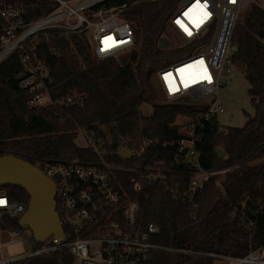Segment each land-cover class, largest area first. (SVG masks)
Wrapping results in <instances>:
<instances>
[{
    "label": "trees",
    "instance_id": "1",
    "mask_svg": "<svg viewBox=\"0 0 264 264\" xmlns=\"http://www.w3.org/2000/svg\"><path fill=\"white\" fill-rule=\"evenodd\" d=\"M20 1L33 9L36 17L54 8L51 0ZM124 4H128L125 16L136 34V47L125 63L97 60L85 35H69L63 30L51 31L50 42L40 51V60L51 70L53 99L76 92L87 96L83 106L63 111L30 109L29 98L19 86L23 72L19 55L13 54L0 64V157L14 155L33 165L44 160L100 161L95 149L78 143L77 132L82 129L101 151H117L123 146L143 151L141 159L135 158L129 164L174 163L180 173L176 183L187 187L190 168L175 162V148L165 143L181 138L179 117L195 118L206 111V106L187 99L164 103V96L154 91L152 77L157 70L192 55L201 43L179 41L169 50L162 47L167 38L172 43L178 40L169 28L177 0H115L108 5ZM232 43L238 47L232 57L233 66L245 68L256 114L244 128L223 127L216 117L198 129L202 169L216 172L198 199V218L192 219L190 207L167 193L161 183L143 193L129 188L132 197L141 200L144 223L160 228L158 243L193 252H156L154 264H217L210 255L244 257L264 245V163L252 164L264 155V9L253 6L249 15L238 21ZM150 95L163 101L154 104L152 118H145L140 109ZM218 149L226 152L224 160ZM116 161L122 163L118 158ZM1 189L11 201L28 209L30 196L25 191ZM244 203L245 215L255 220L250 231L239 218L240 213L235 212ZM20 219L6 218L5 224L20 229ZM12 264L73 262L66 255L60 261L30 258Z\"/></svg>",
    "mask_w": 264,
    "mask_h": 264
},
{
    "label": "built area",
    "instance_id": "2",
    "mask_svg": "<svg viewBox=\"0 0 264 264\" xmlns=\"http://www.w3.org/2000/svg\"><path fill=\"white\" fill-rule=\"evenodd\" d=\"M112 1L115 0H51L53 10L36 17L32 15L33 9H27L20 0H0V22L3 24L0 29V64L13 54L19 55L23 66L19 86L22 94L29 98L30 109L56 108L63 111L83 106L87 99L86 95L76 92L53 99L51 70L39 58L41 49L51 40V31L85 35L99 60L118 58L135 49V30L125 17L128 4L108 5ZM250 1L253 6L264 9V0ZM244 2L177 0L169 19V28L177 37L187 43H201L192 55L155 73L168 101L187 99L206 106L205 112L188 119L180 130L178 141L165 143V146L175 148L174 161L190 168L187 187L176 183L180 173L174 163L129 164L135 158L141 159L143 151L126 146L117 151H101L88 138L91 142L88 146L95 149L100 161L44 160L35 165L55 183L57 213L64 231L62 240L52 236L45 243L37 244L26 231L12 229L5 224L6 218L22 217L27 209L11 201L7 192L0 189V264L30 258L60 261L66 255L73 264H154L156 252L169 250L193 254L165 248L158 243L160 228L144 223L141 200L133 198L129 188L135 193H143L151 185L161 183L167 193L190 207L192 219L198 218V199L216 172L202 169L197 133L199 128L225 113L215 99L221 88L230 82L234 67L232 57L238 51L232 43V35ZM192 20L199 21V25L196 26ZM196 62L197 83L186 88L181 77L176 75V83L173 80L172 87L168 84L165 79L168 74H177L178 67ZM100 142L102 146L103 141ZM122 149H130L133 158L121 159L118 152ZM245 209L244 203L242 209H235V212L240 213L239 218L250 231L255 226V220L245 215ZM18 235L28 237L33 247L31 253L5 259L4 249L21 242ZM210 256L217 264H264V245L244 257Z\"/></svg>",
    "mask_w": 264,
    "mask_h": 264
},
{
    "label": "water",
    "instance_id": "3",
    "mask_svg": "<svg viewBox=\"0 0 264 264\" xmlns=\"http://www.w3.org/2000/svg\"><path fill=\"white\" fill-rule=\"evenodd\" d=\"M165 43L162 44V47ZM221 160L226 152L218 149ZM118 155L123 160L133 158L130 149H122ZM19 188L30 196L27 211L18 225L21 230L28 231L37 244L45 243L50 237L62 240L64 231L57 213L56 186L40 168L14 155L0 157V189Z\"/></svg>",
    "mask_w": 264,
    "mask_h": 264
},
{
    "label": "rangeland",
    "instance_id": "4",
    "mask_svg": "<svg viewBox=\"0 0 264 264\" xmlns=\"http://www.w3.org/2000/svg\"><path fill=\"white\" fill-rule=\"evenodd\" d=\"M252 8H253L252 1L245 0L243 10L241 11L238 21H241L245 16L249 15ZM176 38L178 40L176 42L174 41V43L171 42L172 41L171 39L170 40L168 38L165 39L164 42L165 49L169 50L172 45L175 46V44L176 43L178 44L179 41L181 43H185V40H183V38H179V37ZM129 56L130 54H126L118 58H112V59L120 64H123L128 60ZM185 58L186 56L176 60L175 63L182 61ZM152 85L156 93H160L161 95H163L162 88L159 85L155 75L152 77ZM248 90H249V82L247 80L245 68L233 67L231 71L229 84L221 88L218 97L215 99L216 103L221 105L225 110V113L218 117V122L220 123L221 126L232 127V128H244L248 123L249 119L255 116L256 110L251 102V98L249 96ZM210 99L212 98H208V100ZM162 101L163 100H161V98H158V96L155 97L150 95L148 103L144 104L140 109L141 115L145 118H152L154 116V104ZM169 102L170 101H168L167 99L164 100V103H169ZM187 123H188V119L184 117L178 118L177 124L181 128ZM107 132L108 131L106 129V134L108 135V139L112 141L109 133ZM77 134H78L77 141H79L78 143L80 145H84L88 147V145L91 144L84 130L80 129L77 132ZM263 163H264V155H261V157L256 159L252 164L255 166H260ZM27 232L28 231H26V234ZM18 239H21V242L8 245L4 249L3 253L6 256L5 259L18 258L21 255H28L31 253L33 247L29 242L28 237L24 235H18Z\"/></svg>",
    "mask_w": 264,
    "mask_h": 264
},
{
    "label": "bare ground",
    "instance_id": "5",
    "mask_svg": "<svg viewBox=\"0 0 264 264\" xmlns=\"http://www.w3.org/2000/svg\"><path fill=\"white\" fill-rule=\"evenodd\" d=\"M193 23L198 26L199 25V21H195L192 20ZM198 63H191V64H187V65H182L183 67H178V72L177 74H173L170 73L168 74L165 79H167L168 84L172 87V81L174 80V83H176V75H179V77H181V81L184 85V87H189L191 85H194L195 83H197V79H198V73L194 70V67L197 65ZM196 81V82H195Z\"/></svg>",
    "mask_w": 264,
    "mask_h": 264
},
{
    "label": "snow or ice",
    "instance_id": "6",
    "mask_svg": "<svg viewBox=\"0 0 264 264\" xmlns=\"http://www.w3.org/2000/svg\"><path fill=\"white\" fill-rule=\"evenodd\" d=\"M177 23H179V21Z\"/></svg>",
    "mask_w": 264,
    "mask_h": 264
}]
</instances>
